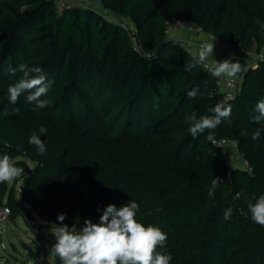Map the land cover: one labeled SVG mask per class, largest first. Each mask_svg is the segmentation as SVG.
I'll return each instance as SVG.
<instances>
[{"label": "trees", "instance_id": "trees-1", "mask_svg": "<svg viewBox=\"0 0 264 264\" xmlns=\"http://www.w3.org/2000/svg\"><path fill=\"white\" fill-rule=\"evenodd\" d=\"M94 1L130 19L136 34L93 7L59 12L53 0H0V156L24 168L17 179L26 178L23 200L49 221L60 224L66 213L63 223L79 229L85 219L98 223L107 205L132 199L138 222L167 234L161 251L171 254L170 264H264V227L248 208L264 195V121L250 119L264 99V54L224 103L231 116L212 140L207 130L193 139L185 117L212 115L222 94L212 91L214 77L203 66L185 71L192 54L166 24L173 17L196 23L235 56L261 52L264 0ZM21 63L45 70V108L28 102V92L10 105L1 91L23 77L10 71ZM192 88L195 99L187 97ZM5 108L19 112L6 116ZM33 132L45 141L43 155L28 143ZM221 139L238 142L250 169L228 165V151L214 142ZM10 200L15 219L19 205Z\"/></svg>", "mask_w": 264, "mask_h": 264}, {"label": "clouds", "instance_id": "clouds-1", "mask_svg": "<svg viewBox=\"0 0 264 264\" xmlns=\"http://www.w3.org/2000/svg\"><path fill=\"white\" fill-rule=\"evenodd\" d=\"M215 40L216 38L211 42H202L199 51L194 53L192 59L187 61L183 67L185 71L191 72L194 68L203 66L213 77L223 78L231 83L247 70L246 66L238 60L217 61L214 58ZM17 70L23 73V77L15 84L9 85L8 103L17 104L19 97L28 92L30 94L27 95V101L36 102V108L43 109L48 106L47 100L40 99L48 93L51 87V82H46L45 70L39 66L29 67L24 63H21L18 69H10L13 75ZM198 94V88L187 91L189 99H195ZM3 111L8 116L13 113L17 114L19 109H13L12 113H9L7 108ZM231 111L230 105L226 107L223 103H217L209 109L212 115L197 118L196 113L193 112L191 116L185 117L190 125L188 132L193 139H196L207 130L208 139L212 140L214 130L222 120L230 118ZM254 112L256 114L250 117L254 123L259 124L264 121V99L256 103ZM46 132L47 129L44 127L39 129L41 134ZM260 136L261 132L257 130L252 134V139L258 140ZM40 137L41 135L33 132L28 143L35 146L43 155L46 152V144ZM24 175V168L17 166L13 157L8 154L0 156V183L12 182ZM218 180L220 179L216 178L212 181L209 196H214ZM240 196L241 193L236 194L237 199ZM248 208L251 220L264 227V195L259 196L255 203L249 202ZM139 211L138 202L132 199L120 207L109 204L103 209L98 223L85 219L79 229L75 224L71 227L64 224L63 221L67 214H59L57 219L60 225H55V230L52 231L56 243L52 245L50 251L59 258L62 264H170L171 254L161 251L166 247L167 234L158 227L145 226L138 222L136 217ZM232 213V208L226 209L223 213L224 219H230Z\"/></svg>", "mask_w": 264, "mask_h": 264}, {"label": "rangeland", "instance_id": "rangeland-1", "mask_svg": "<svg viewBox=\"0 0 264 264\" xmlns=\"http://www.w3.org/2000/svg\"><path fill=\"white\" fill-rule=\"evenodd\" d=\"M81 4L102 11L110 20L126 25L133 31V34H136L135 25L130 19L118 16L116 13L109 11V9L94 0H82ZM180 36L188 38L189 34L187 35L186 31H174L169 35L170 38ZM134 44L137 48H141L138 40L135 39ZM214 49V58L217 61H222L223 58L232 60L235 58L234 52L232 54L227 46L224 48H219L218 46ZM263 54L264 49L258 52L257 49L254 48L253 52L247 56L245 55L243 58L246 57L248 59V56H251L252 60L249 62L245 58V63L247 66L251 65L252 68H255L257 67L256 63L258 59ZM1 91L4 92V95H8V91ZM235 162L236 161L229 162L228 165L232 166V163ZM28 164L31 165L30 160H28ZM237 164L244 166L240 161H238ZM25 180L26 178L7 182L6 190L0 188V204L3 202L8 204V202L11 201L10 199H15L19 205V213L15 219L10 215L6 225L0 226V264H57L59 258L50 251L54 243L50 238L43 236H49L52 231L55 230V227L60 224L45 219L36 210L23 208L22 203L24 200L22 187ZM40 226L42 229H39Z\"/></svg>", "mask_w": 264, "mask_h": 264}, {"label": "built area", "instance_id": "built-area-1", "mask_svg": "<svg viewBox=\"0 0 264 264\" xmlns=\"http://www.w3.org/2000/svg\"><path fill=\"white\" fill-rule=\"evenodd\" d=\"M53 1L55 2L59 12L69 7L83 6L81 4L82 0H53ZM166 24H167L168 36L171 35L174 31H186L189 34L188 38H184L181 36L172 37V38L178 41L180 45L183 46L192 55L199 51V46L202 42L204 41L211 42L214 38H216L215 44L218 45L220 48H224L226 46L222 44L213 33L204 31L203 27L196 23L186 21L179 17H173L167 19ZM250 53L251 52H245L243 56H235V58L233 59V61L238 60L241 64H245L247 69L235 81L230 83L226 79L223 78L218 79L214 77L215 82L213 84L212 91H217L222 94L220 103L224 104L225 102L235 98L236 93L240 88V85L242 83L245 74L251 67V65L247 66L245 63L247 58L246 57H245L246 59L243 58L245 55L247 56ZM214 142L218 146L223 147L228 151V156H227L228 162L240 161L244 165V167L250 169L248 161L239 152L237 141L230 139H221V140H215ZM22 205L24 209L32 210V205L28 201H23ZM11 211L12 209L7 203L3 202L0 204V226L6 225L11 215Z\"/></svg>", "mask_w": 264, "mask_h": 264}, {"label": "crops", "instance_id": "crops-1", "mask_svg": "<svg viewBox=\"0 0 264 264\" xmlns=\"http://www.w3.org/2000/svg\"><path fill=\"white\" fill-rule=\"evenodd\" d=\"M187 33V32H186ZM187 35H188V33H187ZM200 37V36H199ZM216 47H218V45H216L215 44V48ZM220 48V47H219ZM228 49H230V52L233 54V50L231 49V48H229V47H227ZM215 50V49H214ZM220 50H222V49H220ZM251 52H253V50L251 51ZM219 53V52H218ZM230 55V54H229ZM252 55V54H251ZM235 56V55H234ZM254 56H255V54H254ZM222 57V56H221ZM231 57V56H230ZM232 57H233V55H232ZM223 58V57H222ZM225 59H227V58H223V60H225ZM222 60V59H221ZM249 62L252 60V58H251V56H249L248 57V59H247Z\"/></svg>", "mask_w": 264, "mask_h": 264}, {"label": "water", "instance_id": "water-1", "mask_svg": "<svg viewBox=\"0 0 264 264\" xmlns=\"http://www.w3.org/2000/svg\"><path fill=\"white\" fill-rule=\"evenodd\" d=\"M44 138H45V135L42 136V139H44ZM29 170H30V168H29ZM39 229H42V227L40 226ZM49 237H50V239L52 240V242L55 244V243H56V239H55L54 234L51 233V234L49 235Z\"/></svg>", "mask_w": 264, "mask_h": 264}]
</instances>
